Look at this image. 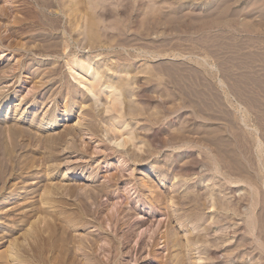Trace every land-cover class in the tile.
<instances>
[{
    "label": "rangeland",
    "instance_id": "374dc122",
    "mask_svg": "<svg viewBox=\"0 0 264 264\" xmlns=\"http://www.w3.org/2000/svg\"><path fill=\"white\" fill-rule=\"evenodd\" d=\"M44 1L0 0V264H264V0Z\"/></svg>",
    "mask_w": 264,
    "mask_h": 264
},
{
    "label": "bare ground",
    "instance_id": "6f19581e",
    "mask_svg": "<svg viewBox=\"0 0 264 264\" xmlns=\"http://www.w3.org/2000/svg\"><path fill=\"white\" fill-rule=\"evenodd\" d=\"M41 1V0H40ZM58 2V0H45L44 1V3L45 4H50V3H52V4H56ZM40 3H42V2H40ZM45 7V6H44ZM40 11V10H39ZM46 13V12H45ZM51 15V14H50ZM47 17V16H46ZM46 21V20H45ZM49 21V20H48ZM45 27L44 28H46L47 30H48V32H55L56 30H58V28H59V25H52V24H46V25H44ZM61 29V28H60ZM65 31L68 33V32H70V34L71 35H73V31H75V28H69V27H67V28H65ZM57 32V31H56ZM84 32V31H83ZM76 38H74V40H75ZM55 41V40H54ZM51 42V41H50ZM60 42V41H59ZM52 43V47L53 46H55V47H57V43L58 42H51ZM68 47H69V45H66V47L64 48V49H68ZM64 54H65V61H66V64L70 67V70L72 71V74H73V78L74 79H78V82L80 83V85H83L84 86V88H86V90L88 89L89 91H94L95 90V84H94V80H95V78H94V80H91V79H89V78H87V76L89 75V72L92 70V65L90 64V63H87V62H79V60H80V58H78L77 56H76V53H74V52H72V51H70V53L68 52L67 53V51L65 50V52H64ZM56 70H54L53 72H55ZM95 72V71H94ZM93 76V75H92ZM82 86V87H83ZM75 88V87H74ZM66 90H67V94L69 95H73V93H74V89L73 88H71V87H69V86H67V88H66ZM118 101L115 99L114 100V103H117ZM5 106H3V104H0V111L4 108ZM68 108V106H66V109ZM20 114L21 113H18L16 116H15V119L16 120H19L20 119ZM7 115H10V113H8ZM68 130V129H67ZM69 131V130H68ZM65 133H67V132H65ZM62 134V133H61ZM69 134V133H68ZM60 137V136H59ZM61 139L63 140V142H64V136H63V134L61 135ZM52 138V137H51ZM70 138V137H69ZM54 139V138H53ZM55 139H57V138H55ZM60 138H59V140H61ZM74 139H76V138H74ZM73 139V140H74ZM55 141V140H54ZM58 141V140H57ZM60 143V142H59ZM75 143V142H74ZM142 176H147L145 173H142ZM147 184V183H146ZM146 186H148V185H146ZM151 188V187H150ZM72 189V188H71ZM71 189L70 190H67L66 189V191H69V193L71 194ZM105 189V188H104ZM103 189V190H104ZM102 190V191H103ZM100 192H102L101 190H99ZM99 192V193H100ZM73 193V192H72ZM44 195H42V199L44 200V201H42V202H44V203H46V204H48L49 203V201L52 199H49L50 197L49 196H51V195H54L55 194V192H53V191H51V190H49V191H47L46 193L44 192L43 193ZM69 194V195H70ZM85 198V197H84ZM53 202V201H52ZM100 210H101V208H99V212H100ZM89 213H90V210H89V207H88V205H87V203L85 202V201H81V202H79V207H78V209L76 210V212L72 215V214H70L69 215V217H67L66 218V221L65 222H67L68 223V225L69 226H71V227H79V228H84V227H86L88 224H89V221L86 219L88 216H89ZM58 217V216H57ZM48 218V217H47ZM46 219V218H45ZM95 219V218H94ZM56 221H58V220H56ZM63 221L60 219L59 220V224L58 225H61L60 227H62L63 226ZM66 224V223H65ZM57 225V227H59ZM48 226H49V224H48ZM56 227V228H57ZM39 228V227H38ZM54 229V228H53ZM61 229V228H60ZM67 229V228H66ZM71 230V229H70ZM48 231H49V228H48ZM47 231V232H48ZM63 231V230H62ZM69 231V230H68ZM54 232V231H53ZM46 233V232H45ZM44 234V233H43ZM52 234V233H51ZM50 234V235H51ZM64 235H65V232H64ZM52 236V235H51ZM50 236V237H51ZM73 236V235H72ZM44 237V236H43ZM42 237V238H43ZM59 237V236H58ZM81 237V236H80ZM79 237V239L81 240L80 242L79 241H75V240H77V238L75 237V236H73L71 239V241L70 242H67V245L66 244H64L63 242H62V240L63 239H60V238H58V240H56L55 241V243H54V246L53 247H55V251L58 253V255H59V257L58 258H60V259H58L59 261L61 260V259H63V256L64 255H62L63 254V250L62 249H64V248H66V246H67V252H68V256H69V260L71 259V253H73L72 252V250L74 249L73 247H72V244H71V242H74L75 241V243H74V245H76L77 247H75V248H78V252L80 253L79 255H81L83 258H84V260H83V262H85V263H87V264H101V262H99V260H97L94 256H93V252L92 253H89L87 250H88V248L91 250V251H93L94 250V247H95V244L97 243V239L95 238V239H91L90 237H88V238H84V237H81L80 238ZM41 238V239H42ZM76 238V239H75ZM99 238V237H98ZM40 239V238H39ZM46 239V238H45ZM47 240V239H46ZM100 240V239H99ZM110 241H113V238L111 239H109ZM64 241V240H63ZM68 241V240H67ZM66 242V241H65ZM76 242H77V244H76ZM68 243H70L71 244V246H70V244H68ZM66 245V246H65ZM97 245V244H96ZM48 247V246H47ZM72 247V248H71ZM51 249V248H50ZM54 251V250H53ZM45 252V251H44ZM56 253V254H57ZM10 254H11V256L12 255H18V251H15L14 249H12L11 251H10ZM74 254V253H73ZM73 259V258H72ZM76 260V259H75ZM78 260H80V259H78ZM182 260V259H181ZM62 261V260H61ZM61 261H60V263H61ZM68 261V260H67ZM74 262V261H73ZM81 262V261H80ZM78 264V263H77ZM80 264V263H79Z\"/></svg>",
    "mask_w": 264,
    "mask_h": 264
}]
</instances>
